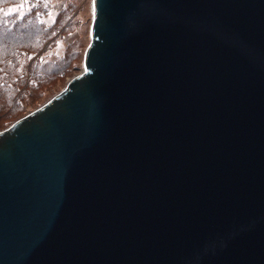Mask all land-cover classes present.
<instances>
[{
    "label": "water",
    "instance_id": "95a60500",
    "mask_svg": "<svg viewBox=\"0 0 264 264\" xmlns=\"http://www.w3.org/2000/svg\"><path fill=\"white\" fill-rule=\"evenodd\" d=\"M89 36L0 131V264H264V0H92Z\"/></svg>",
    "mask_w": 264,
    "mask_h": 264
},
{
    "label": "trees",
    "instance_id": "16d2710c",
    "mask_svg": "<svg viewBox=\"0 0 264 264\" xmlns=\"http://www.w3.org/2000/svg\"><path fill=\"white\" fill-rule=\"evenodd\" d=\"M21 1L0 0V11ZM39 13L36 6L21 17L0 18V127L18 120L27 106L70 74L69 55L50 63L40 60L58 35L65 33L68 13L60 12L49 25Z\"/></svg>",
    "mask_w": 264,
    "mask_h": 264
},
{
    "label": "rangeland",
    "instance_id": "374dc122",
    "mask_svg": "<svg viewBox=\"0 0 264 264\" xmlns=\"http://www.w3.org/2000/svg\"><path fill=\"white\" fill-rule=\"evenodd\" d=\"M39 7V15L44 24L49 25L62 11L68 13V27L65 33L58 37L41 54V62H55L69 55L71 71L63 80L57 82L52 89L43 95L37 102L27 106L18 115L21 118L39 106L43 105L57 93H59L66 83L74 76L79 74L83 66V58L87 45L90 41V26L92 22V0H22L18 5L6 7L0 11V18L16 15L21 17L29 12L32 7ZM76 53V57L74 54ZM13 123V122H12ZM5 123L0 127V131L6 129L11 124Z\"/></svg>",
    "mask_w": 264,
    "mask_h": 264
}]
</instances>
